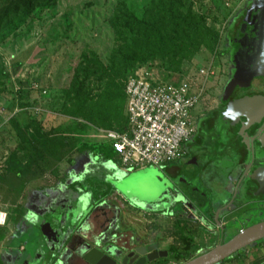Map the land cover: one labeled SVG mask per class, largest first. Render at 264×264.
Segmentation results:
<instances>
[{"label": "rangeland", "instance_id": "374dc122", "mask_svg": "<svg viewBox=\"0 0 264 264\" xmlns=\"http://www.w3.org/2000/svg\"><path fill=\"white\" fill-rule=\"evenodd\" d=\"M150 1L57 0L50 8H38L30 15L20 12L0 27V206L9 212V220L16 221L20 212V224L32 225L34 241H24L31 239V234L21 235L8 246L18 253L20 244L29 242L27 253L35 255L33 264H46L48 260V255H36L38 251L45 255L47 249L41 246L45 240L35 224L33 209L39 207L47 191L56 195L68 188L74 172L93 155L86 146L107 143L98 129L123 131L125 84L132 74L147 69L158 80L198 85L200 69L212 63L215 75L205 85L202 104L210 108L218 102L229 75L231 61L226 47L231 28L250 0H185L207 27L219 33L217 42L203 44L191 58L179 57L182 63L178 67L169 66L159 56L135 62L111 90L113 119L111 123L105 121L104 93L111 79L116 47L112 16L122 3L141 14ZM3 4L0 0V9ZM83 81L93 91L92 104L101 110L98 113L103 119L98 124L79 111L76 87ZM12 153L30 171L19 176L9 168L5 162ZM129 172L141 192L142 188L159 184L168 169L148 165ZM99 201L100 205L111 202L104 198ZM4 228L0 226V231ZM257 246L246 248L240 257L223 264H243L241 260L247 264L264 252V241Z\"/></svg>", "mask_w": 264, "mask_h": 264}, {"label": "flooded vegetation", "instance_id": "af4514ba", "mask_svg": "<svg viewBox=\"0 0 264 264\" xmlns=\"http://www.w3.org/2000/svg\"><path fill=\"white\" fill-rule=\"evenodd\" d=\"M252 4L250 0L231 28L226 47L231 61L229 75L218 102L210 108L200 105L184 152L162 168L168 172L159 184L142 188L141 192L137 184L121 191L111 180L124 195L123 202L111 205L113 200L104 199L111 202L100 205L103 198L91 201L89 213L82 220V234L77 232L75 236L72 264H90L83 259L81 248L86 242L96 241L117 246L116 264H122L128 254L131 256L127 263L136 257L135 261L145 259L143 264H182L264 220V115L225 116L230 99L264 95V75L241 74L242 61L248 59L243 56L245 50L234 42ZM144 204H153L154 208ZM36 225L39 227V220ZM263 241L264 238L217 264L240 257L246 248H257ZM141 248L147 251L143 255L137 252ZM50 250L51 254L57 253ZM13 254L0 264H13L21 254L25 264L34 263L35 258L32 263L27 259L24 247ZM241 263L245 264L243 260ZM247 264H264V252Z\"/></svg>", "mask_w": 264, "mask_h": 264}, {"label": "trees", "instance_id": "16d2710c", "mask_svg": "<svg viewBox=\"0 0 264 264\" xmlns=\"http://www.w3.org/2000/svg\"><path fill=\"white\" fill-rule=\"evenodd\" d=\"M56 1L2 0L4 4L0 9V27L20 12L30 15L38 8L43 10L50 8ZM112 18L114 19L112 25L116 32V47L110 66L111 79L104 93L105 102L103 104V107L106 108V112L103 114L104 119L108 123H111L113 119L110 114L114 102L111 90L117 86V80L124 77L125 72L135 62L145 61V59L155 60V57L159 56L169 66L178 67L182 63V60L178 59L179 57L191 58L203 44H215L219 37V33L207 27L203 17L192 10L191 6H187L185 0H151L141 14L134 12L125 3H122L118 7L117 14L115 12ZM85 81L79 82L76 87L78 88L76 92V94L78 93V96L76 95L77 101L81 104L79 111L85 119L98 124L103 116L100 115L101 110L92 104V100H94L93 91L89 89ZM234 102V99H230L227 109ZM86 103L87 105H85ZM94 103L96 104V102ZM124 103L126 107V92ZM127 123L128 116L125 111L123 130L127 128ZM103 128L108 129V127ZM86 147L92 151L94 156L106 160L112 159L116 154L108 142H95ZM5 163L9 168L14 169L19 176L30 171L29 166L17 158L16 153H12Z\"/></svg>", "mask_w": 264, "mask_h": 264}, {"label": "built area", "instance_id": "2783aa9c", "mask_svg": "<svg viewBox=\"0 0 264 264\" xmlns=\"http://www.w3.org/2000/svg\"><path fill=\"white\" fill-rule=\"evenodd\" d=\"M213 75L211 63L200 69L198 85L158 80L147 69L127 79V128L98 129L124 170L148 165L164 168L184 152L194 131L195 111L203 103L205 85ZM8 223L9 212L0 206V226Z\"/></svg>", "mask_w": 264, "mask_h": 264}, {"label": "crops", "instance_id": "0c3cea01", "mask_svg": "<svg viewBox=\"0 0 264 264\" xmlns=\"http://www.w3.org/2000/svg\"><path fill=\"white\" fill-rule=\"evenodd\" d=\"M117 170L126 171L120 165L117 154L109 160L94 156L93 154L74 172L73 181L70 182L67 189L62 192H56V195L52 191H47L41 196L39 207H36L37 209L33 210V213L37 221H40L39 228L41 236L45 240L47 250H45V255L39 251L36 255L39 254L41 257L48 255L46 264H51L53 258L50 246L54 247L56 252L60 249L61 253L65 255L66 258L61 264H72L70 257L72 256L75 236L80 224L83 222V218L88 214L87 210L90 207L91 201L99 200L100 198H111L114 202H117L116 204L123 202L124 195L116 190L111 183V179L116 176ZM46 202L47 204H44ZM147 205L150 207L149 209L154 208L153 204H144V206ZM18 213L19 216L16 221L11 218L6 226H1L7 228L0 231V262L3 258L10 260L12 255H14L13 249L9 248L8 245H10L15 237H21V235L29 237L31 234V239L28 238L24 241H34L32 225L25 222V226H22V223L20 224L22 214ZM68 239L69 241H66ZM29 245V242H22L19 248L22 249L24 247L27 252ZM28 255L27 259L31 262L35 258V255L30 252L27 253ZM19 256L18 259L16 258L13 261V264H25L23 261L24 254ZM53 264L60 263L55 261Z\"/></svg>", "mask_w": 264, "mask_h": 264}, {"label": "water", "instance_id": "95a60500", "mask_svg": "<svg viewBox=\"0 0 264 264\" xmlns=\"http://www.w3.org/2000/svg\"><path fill=\"white\" fill-rule=\"evenodd\" d=\"M234 42L245 50L243 56L248 59V62L247 60L242 61L243 72L241 71V74L252 77L264 75V0H253L251 8L248 10L246 17L241 21L237 29ZM236 54L237 52L235 55ZM262 115H264V95L246 94L237 99L225 112V116L231 118L236 116L255 118L261 117ZM130 173L129 171L117 170L116 176L111 179L117 189L125 191L127 186L129 187L136 184L135 180L129 177ZM87 213H89V209ZM81 229L82 224L79 226L78 233ZM263 238L264 220L250 225L226 242L220 243L182 264H217L237 253L242 248L256 244L257 241ZM51 248L55 250L54 247ZM116 249L117 246L113 243L105 244V242L96 241L92 244L86 242L81 248V253L83 259L90 264H116L118 258L115 252ZM141 249L142 250H136L138 254L143 255L147 252L146 248ZM58 251H60V249ZM58 251L56 254H53V258L61 264L66 257L61 251ZM122 252L123 249H121V253ZM130 256L131 254L125 256L122 264H143L145 262V259H138L135 261V257L127 263V259Z\"/></svg>", "mask_w": 264, "mask_h": 264}]
</instances>
